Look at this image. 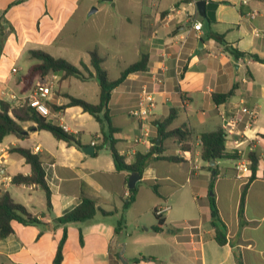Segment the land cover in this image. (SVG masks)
<instances>
[{"label":"crops","instance_id":"obj_1","mask_svg":"<svg viewBox=\"0 0 264 264\" xmlns=\"http://www.w3.org/2000/svg\"><path fill=\"white\" fill-rule=\"evenodd\" d=\"M182 1L144 0L138 10L140 28L131 51L135 62L139 58L140 44L146 45V71L128 75L111 92L108 103L112 125L119 129L114 135L115 147L127 165L133 163L137 153H146L154 141L155 145L160 144L161 137H157L153 122L162 121L169 109H177L176 119L181 114L182 120L179 126H174L175 119L169 129L186 126L190 130L187 148L164 138L162 149L164 156H176L182 161L147 163L135 182L134 201L123 213L126 223H135V228L130 233H115L123 204L130 197L127 179L131 172L116 171L106 148L96 151L94 145L100 141L99 125L90 115L76 106L60 111L51 108V105L61 106L67 102L63 94L98 103V84L94 79L60 80L59 76L52 75L55 76L52 83L55 81L59 86L70 78L80 84L96 86L97 89H90L75 83L78 93L57 89L51 90L48 97L54 114L49 120L60 127L65 125L67 133L78 134L82 147L93 143L94 154L86 155L81 148L56 140L49 132L36 130L30 122L21 124L25 138L12 135L3 138L0 167L4 168V173L0 174V194L8 193L14 202L45 225L12 222L13 233L0 240V264H53L63 227H53L52 222L83 198L94 200L99 209L112 214L105 216L97 211L90 221L68 224L61 264H120L117 253L122 242L125 250L128 244L135 248L137 256H132V263L237 264L239 260L242 264H264V139L259 137L264 133V63L255 62L247 55L235 58L217 41L207 37L210 32L222 35L226 44L235 50L264 59V37L254 35L255 31L264 34V0H248L246 5H242L241 0H204V17L197 12L195 2L198 0ZM75 2L0 0V91L10 89L27 95L35 85H47L45 79L37 77L32 86L24 90L19 77L34 64L28 51L41 50L51 56L59 52L64 40L63 29L76 12ZM251 11L258 14L250 18ZM193 21L201 24L199 32L191 29ZM20 61L26 69L21 75V69L16 68ZM83 63L88 65L89 61ZM104 63L105 58L102 63L105 70ZM142 88L152 91L155 97L152 116L144 122L129 115ZM212 94H223L226 98L215 104ZM239 105L253 110L255 118L249 127L241 126L244 140L233 138L225 150L233 154L242 149L248 154L247 144L252 146L251 153L257 163L250 180V170L245 177L235 178L234 159L214 162L210 165L215 166L214 172L200 159V134L221 128L220 113ZM90 119L93 123L89 130H84L82 121ZM136 139L139 141L135 142ZM17 147L39 155L51 194L50 210L46 208L45 194L40 188L11 182L15 175L31 173L23 158L9 152ZM150 185L155 186L156 193ZM245 186L243 207L239 212ZM210 197L225 227L223 245L215 240ZM164 205L169 209L160 216L161 231L155 232L152 227L156 218L152 222L145 220L149 214L155 217V208ZM139 227L141 232H136Z\"/></svg>","mask_w":264,"mask_h":264},{"label":"trees","instance_id":"obj_2","mask_svg":"<svg viewBox=\"0 0 264 264\" xmlns=\"http://www.w3.org/2000/svg\"><path fill=\"white\" fill-rule=\"evenodd\" d=\"M190 0H183L182 3H189ZM176 7V6H175ZM207 20V18H205ZM207 37L217 41L221 44L229 54L235 58L249 56L255 62L264 63V59L259 58L257 55L246 54L239 52L227 45L223 40L222 35L210 32L207 33ZM89 56L88 65L83 62H79V67H76L62 58H55L48 53L41 50H30L28 55L31 59L37 62L31 65L27 72L19 77V81L22 82V88L24 90L30 88L33 84L35 78L45 79L47 75H56L60 77V80L66 79L68 77H74L81 81H87L94 79L99 87V98L98 103L92 104L81 98L71 96L69 94L61 95L66 99V103L57 106L51 105L54 111L64 110L68 107H79L82 112L90 115L95 122L99 125V135L100 141L95 144L96 151H100L106 148L112 158L114 167L116 171H128L137 172L139 175L142 173L143 168L151 160H163L172 163H179L182 160L176 156H164L162 149V140L164 138H169L174 141L181 143L182 148H187V141L190 136V130L186 126H181L179 128L169 129V126L177 117L178 110L175 108L169 109L168 115L162 121H155L153 125L156 128L157 137H161L160 144L153 145L149 150L142 154L137 153L134 157L133 163L127 165L124 163V158L118 153L116 149L117 140L114 135L119 132V129L114 127L111 122V116L109 112L108 103L110 100L111 92L118 87L130 74L137 72H144L147 68L148 54L145 51H140L139 58L135 62L127 65L123 68L116 79H109L106 71L102 68L103 58L99 55L97 50L91 49L87 51ZM226 98L223 94H212V101L215 104L222 103ZM25 122H30L35 125L36 130H43L49 132L54 139L61 140L68 145H73L77 148H82L79 140L78 134H71L65 132L60 126H57L51 122L39 116L33 109L24 106L15 107L11 106L9 103L0 101V142L5 136L12 135L16 138H25L26 133L22 129L21 124ZM260 138L264 139V133L259 135ZM200 139V159L206 164V168L211 172L215 171V166H210L211 161L217 162L223 159H236L235 153L229 154L225 150L224 145V133L219 128L215 131L201 133ZM10 153H14L19 157L23 158L25 163L29 165L31 173L29 176L15 175L12 177L11 182L14 185H35L40 188L45 194L46 208L50 210V192L48 190L47 184L44 180V170L42 168V163L39 155L32 153L28 149L24 148H12L9 150ZM248 158L251 162L249 170L251 175L248 180L254 177V170L256 166V157L253 153H249ZM152 191L156 193L154 185H150ZM246 186L240 197L239 212L242 211L243 199L245 194ZM130 197L123 204L120 218L115 224L114 232L119 233L124 231L126 228L124 211L128 208L129 204L134 201L136 194V187L129 189ZM210 203V215L211 224L215 228V240L219 245L226 243L225 227L224 224L217 217V210L215 207L214 199L209 198ZM97 211L102 215H110L112 212H106L99 209L95 201L89 198H83L80 203L64 213L58 218L53 220V227L62 226L63 232L60 241L58 242L56 252L53 258V264H61L62 260V250L63 245L66 240V226L70 223H84L92 220ZM156 224L152 227L155 232L161 231L162 220L160 217L155 216ZM12 222H17L22 225H33V226H43L36 217L32 216L25 207L14 202L8 193L4 192L0 194V240L8 237L13 233L11 226ZM49 228V225H46ZM79 242H82L81 234H79ZM237 264H242L237 260Z\"/></svg>","mask_w":264,"mask_h":264},{"label":"rangeland","instance_id":"obj_3","mask_svg":"<svg viewBox=\"0 0 264 264\" xmlns=\"http://www.w3.org/2000/svg\"><path fill=\"white\" fill-rule=\"evenodd\" d=\"M144 0H113L111 2H101L100 0H76V12L70 19V23L63 29V43L60 45L59 52L54 53L52 57L62 58L68 63L79 67V62L86 61L88 63L89 56L86 50L95 49L105 58L104 68L108 73L109 79H116L119 71L125 66L134 62L132 47L135 45L139 32V9L142 7ZM95 8L97 12L89 14V11ZM74 32V36L72 35ZM144 34V31L141 32ZM145 44H140V51L145 50ZM33 63L37 61L32 60ZM16 68H20L19 75L24 74L26 69L23 67V61L17 64ZM80 68V67H79ZM52 80L49 74L45 78L48 84ZM75 81V82H73ZM68 83V85H67ZM74 83V84H73ZM77 85L82 87H94L93 84H80L79 81L70 78L68 82L61 84L53 83L52 92L57 89L65 92H79ZM79 83V84H78ZM182 115L178 114V118L174 122V126H179ZM55 122V121H53ZM84 130H89L93 120L82 121ZM149 222L154 221L153 214L147 215ZM125 218V217H124ZM129 223V222H128ZM126 223L125 233H130L135 228V223ZM141 227L135 229L141 232ZM124 240L126 237H123ZM125 245L123 242L121 243ZM134 247L128 244L124 249V257L132 263V256H137ZM135 254V255H134Z\"/></svg>","mask_w":264,"mask_h":264},{"label":"built area","instance_id":"obj_4","mask_svg":"<svg viewBox=\"0 0 264 264\" xmlns=\"http://www.w3.org/2000/svg\"><path fill=\"white\" fill-rule=\"evenodd\" d=\"M248 0H241L242 5H246ZM258 13L256 11H251L249 13L250 18H254ZM191 29L193 31H200L201 24L193 21L191 23ZM255 36L264 37V34L254 32ZM12 72H15V69H12ZM56 76V75H55ZM52 76V78H55ZM52 80L47 85H35L32 90L27 95H22L15 93L10 89H2L0 91V101L9 103L11 106L20 107L26 106L33 109L39 116L44 119H51L54 117L50 106L48 105V97L51 94L52 90ZM155 107V97L154 93L146 88H142L139 93V98L136 105L129 111L130 117L133 119L144 122L147 121L153 113ZM221 130L224 133V145L233 139L244 140L245 135L241 126L244 124L246 127H249L254 118L255 113L253 110H250L244 106H237L231 109L229 112H221ZM61 128L67 132L65 125H62ZM144 136V135H142ZM140 139V137H139ZM139 139H136L135 142H138ZM93 145V143H92ZM247 149L251 153L252 146L247 144ZM233 153L236 154L237 158L234 160V175L235 178L240 179L249 174V166L251 164L248 154H245L242 149H237ZM4 173V168L0 167V174ZM169 209V206L164 205L157 207L154 210V214L157 217H160L164 212ZM132 264H140L139 262H133Z\"/></svg>","mask_w":264,"mask_h":264},{"label":"water","instance_id":"obj_5","mask_svg":"<svg viewBox=\"0 0 264 264\" xmlns=\"http://www.w3.org/2000/svg\"><path fill=\"white\" fill-rule=\"evenodd\" d=\"M101 2H111L113 0H100ZM195 6H196V9H197V12L198 14L201 16V17H204L205 16V12H204V7H205V1L204 0H198L195 2ZM94 12H96V9L95 8H92L90 11H89V14H93ZM159 140V139H158ZM81 150L83 151V153H85L86 155H93L94 154V147L93 145H88V146H84L81 148ZM214 162L211 161L209 163V165H213ZM140 178L139 174L137 172H131L128 176V179H127V188L128 189H132L135 187V182ZM124 246L122 244H120V248H119V251L117 253V258L119 260V263L120 264H128V261L127 259L124 257Z\"/></svg>","mask_w":264,"mask_h":264}]
</instances>
